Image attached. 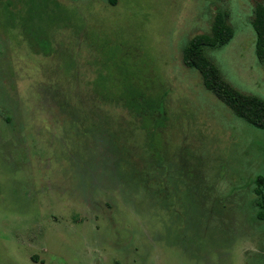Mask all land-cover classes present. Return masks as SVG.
I'll list each match as a JSON object with an SVG mask.
<instances>
[{"label": "rangeland", "instance_id": "obj_1", "mask_svg": "<svg viewBox=\"0 0 264 264\" xmlns=\"http://www.w3.org/2000/svg\"><path fill=\"white\" fill-rule=\"evenodd\" d=\"M256 2L0 0V264H264V130L181 62L224 10L205 54L264 100Z\"/></svg>", "mask_w": 264, "mask_h": 264}, {"label": "trees", "instance_id": "obj_2", "mask_svg": "<svg viewBox=\"0 0 264 264\" xmlns=\"http://www.w3.org/2000/svg\"><path fill=\"white\" fill-rule=\"evenodd\" d=\"M110 4L114 0H108ZM251 26L254 32V53L258 61L264 58V5L256 2L252 10ZM232 36V28L227 23V13L216 9L213 13L210 28L207 33H199L190 37L181 49V62L184 66L197 71L202 86L221 101L236 117L247 124L264 130V100L254 95L244 94L224 80L215 63L206 56L207 49L224 45ZM130 103H137L140 108L148 105L152 99L145 98L139 91L136 96L130 95ZM128 98V100L130 99ZM139 100V101H138ZM157 101V99L153 100ZM148 115V114H147ZM161 123L162 117H157ZM264 178H254L253 193L255 200L256 218L264 220Z\"/></svg>", "mask_w": 264, "mask_h": 264}]
</instances>
